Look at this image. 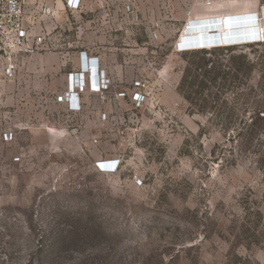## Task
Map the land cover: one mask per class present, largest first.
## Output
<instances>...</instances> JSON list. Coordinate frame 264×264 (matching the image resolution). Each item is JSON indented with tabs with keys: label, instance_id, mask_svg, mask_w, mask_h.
Returning <instances> with one entry per match:
<instances>
[{
	"label": "rangeland",
	"instance_id": "374dc122",
	"mask_svg": "<svg viewBox=\"0 0 264 264\" xmlns=\"http://www.w3.org/2000/svg\"><path fill=\"white\" fill-rule=\"evenodd\" d=\"M263 7L125 0L49 23L45 50L0 82V136L17 135L10 145L0 137V264H264V134L250 128L264 108V44L243 43L264 24ZM207 31L221 32L213 47L242 42L179 47ZM83 51L102 55L113 92L127 97L85 93L74 116L57 98ZM232 55L251 72L215 83L207 73ZM203 60L188 101L182 78ZM113 158L120 172L100 175L96 163Z\"/></svg>",
	"mask_w": 264,
	"mask_h": 264
},
{
	"label": "built area",
	"instance_id": "2783aa9c",
	"mask_svg": "<svg viewBox=\"0 0 264 264\" xmlns=\"http://www.w3.org/2000/svg\"><path fill=\"white\" fill-rule=\"evenodd\" d=\"M32 0H0V82L13 81L20 70L21 61L35 56L45 50L47 46L46 32L49 30V24H43L39 29L36 23V16H48L54 21L59 19L61 8L64 12L74 14L81 11L83 0H55L52 7H46L38 4L32 12ZM60 3V6H59ZM124 13L132 14L133 8L130 5H124ZM262 18L264 21V7L262 9ZM257 29L254 37L246 40V44H264V33L260 34ZM48 34V33H47ZM155 36L157 34H154ZM153 35V36H154ZM186 42V41H185ZM185 43L182 51H201L207 49H187ZM241 42H233L231 45L222 46L234 47ZM220 48V47H213ZM89 52L80 53L81 65L78 72H72L68 76V91L57 98V104L66 108V112L71 115H78L84 110V94L91 96H100L107 99L108 95L113 94V80L109 75L102 55L99 53L96 57H91ZM146 85L142 82L134 84V94L132 103L135 108H141L147 102L145 93ZM116 99L124 100L127 97L125 92L114 93ZM103 120L108 115H103ZM1 140L4 144L10 145L17 139V135L12 130H6L1 134ZM20 159L15 160L19 162ZM122 160L113 158L96 163V171L100 175L112 176L120 172Z\"/></svg>",
	"mask_w": 264,
	"mask_h": 264
},
{
	"label": "trees",
	"instance_id": "16d2710c",
	"mask_svg": "<svg viewBox=\"0 0 264 264\" xmlns=\"http://www.w3.org/2000/svg\"><path fill=\"white\" fill-rule=\"evenodd\" d=\"M225 48H232V47H225ZM225 48L220 47V48H215V50L225 49ZM207 51L208 50H201L197 52H207ZM246 60L247 57L244 55H240L237 57H234L232 55L230 58L231 61L230 66L226 67L223 65L221 66L218 65L217 67H213L212 69L213 72H208L207 76L214 74L215 78L213 79V81L215 83L217 82V79L221 78L223 80H226L227 77L231 76L232 74L234 75V77L237 78V76H240L244 71H247V73L251 72V67L244 68L245 66L241 65L240 63L241 61H246ZM206 67H207V63L203 60L202 64H200L197 68L191 67L185 70L184 76L180 84V92L184 95L186 100L188 101L191 100L189 95H187L186 90H188L190 87L192 88L195 87L198 83V79L200 75L197 76L195 75V73L199 71L203 72V70H205ZM226 69H228V71ZM223 84H224L223 88H226L225 87V85L227 84L226 81ZM200 85H201V92H203L206 86L204 84H200ZM254 115L256 121L250 125V128L254 129L255 131L262 132L264 134V108L262 109L257 108V110L254 111Z\"/></svg>",
	"mask_w": 264,
	"mask_h": 264
},
{
	"label": "crops",
	"instance_id": "0c3cea01",
	"mask_svg": "<svg viewBox=\"0 0 264 264\" xmlns=\"http://www.w3.org/2000/svg\"><path fill=\"white\" fill-rule=\"evenodd\" d=\"M115 1H119L120 2V6H121V2L125 1V0H83V7L81 9V11L77 12V13H74V14H70V13H66L64 12L63 10V7L60 6V3H59V6L61 8V13H60V16H59V19L56 20V23L53 22V20L51 19V17H48V16H36V23H37V26L39 29H42V25L45 23V24H49V23H55V24H60V20L61 22H64L63 18L64 16L66 15L67 17H74L76 15H87L88 13H91L93 12L94 10H102L103 13L107 14L109 12V9H110V6H112ZM41 3V5H44L46 7H52L55 3V0H32L31 1V10L32 12L34 11V9L38 6V4ZM123 12H124V9H123ZM210 18H206V19H203L201 20L200 22H195L196 23H203V25H206V24H211L210 22H217V17L216 19H211L209 20ZM63 20V21H62ZM217 27V26H216ZM189 32H191V30H188ZM194 32V30H192ZM89 56L91 57H96L98 56V54L96 53H88Z\"/></svg>",
	"mask_w": 264,
	"mask_h": 264
},
{
	"label": "bare ground",
	"instance_id": "6f19581e",
	"mask_svg": "<svg viewBox=\"0 0 264 264\" xmlns=\"http://www.w3.org/2000/svg\"><path fill=\"white\" fill-rule=\"evenodd\" d=\"M260 34L263 35L264 33V24L262 27L259 28ZM199 38V39H198ZM186 41V42H185ZM185 43H190L197 47H204L202 49H206V47H213V46H219L223 43V38L221 36V32H204V33H197L192 35H186V37L183 39L182 46ZM198 43V44H196Z\"/></svg>",
	"mask_w": 264,
	"mask_h": 264
},
{
	"label": "clouds",
	"instance_id": "9594fccd",
	"mask_svg": "<svg viewBox=\"0 0 264 264\" xmlns=\"http://www.w3.org/2000/svg\"><path fill=\"white\" fill-rule=\"evenodd\" d=\"M238 42H242L241 40H239ZM196 44H198V43H196ZM180 48H182V47H180ZM186 48L187 49H193V48H198V49H202L203 47H197V46H194V45H192V44H187V46H186ZM183 49V48H182ZM189 51H191V50H189Z\"/></svg>",
	"mask_w": 264,
	"mask_h": 264
},
{
	"label": "water",
	"instance_id": "95a60500",
	"mask_svg": "<svg viewBox=\"0 0 264 264\" xmlns=\"http://www.w3.org/2000/svg\"><path fill=\"white\" fill-rule=\"evenodd\" d=\"M217 21V20H216ZM243 22V21H242ZM243 25V24H242ZM199 39V38H198Z\"/></svg>",
	"mask_w": 264,
	"mask_h": 264
}]
</instances>
